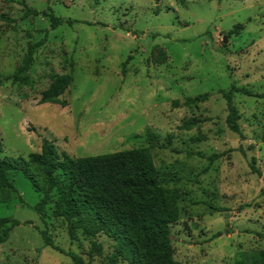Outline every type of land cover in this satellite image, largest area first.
<instances>
[{"label":"rangeland","instance_id":"obj_1","mask_svg":"<svg viewBox=\"0 0 264 264\" xmlns=\"http://www.w3.org/2000/svg\"><path fill=\"white\" fill-rule=\"evenodd\" d=\"M22 2L40 12L51 7L63 25L53 30L43 16L24 19ZM44 39L30 83L5 81ZM62 75L73 78L62 97L69 105H40ZM0 80L2 158L28 160L44 140L72 158L151 148L162 187L179 195L180 217L170 228L175 261L251 264L264 251V0H0ZM232 86L259 96L234 97L243 140L226 125L220 92ZM204 94L206 102L184 105ZM190 120L197 127L181 130ZM35 176L41 181V170ZM10 177L19 195L0 204V217L29 225L0 244V264H73L45 245L42 231L86 263L108 264L112 239L71 236L52 205L43 223L33 211L41 197L30 180ZM93 243L102 253L90 258Z\"/></svg>","mask_w":264,"mask_h":264},{"label":"trees","instance_id":"obj_2","mask_svg":"<svg viewBox=\"0 0 264 264\" xmlns=\"http://www.w3.org/2000/svg\"><path fill=\"white\" fill-rule=\"evenodd\" d=\"M210 1L221 3L225 0ZM21 4L25 6L24 19L30 16H43L49 19L53 30L63 25L51 7L40 12L28 8L24 2ZM1 18L14 22L6 17ZM242 29L243 26L239 25L231 34H239ZM45 41L44 39L31 45L18 71L5 81L12 80L13 84L28 85L35 55ZM125 69L126 63L123 65V72ZM72 81L70 75L55 78L49 88L42 93L39 104L67 107L69 103L62 97L71 87ZM2 83L0 80V85ZM220 93L227 105V128L243 140L241 116L235 106L234 97L236 94L247 97L259 96L236 86ZM261 98H264V95ZM207 100L208 95L204 94L188 99L184 105L190 107ZM173 107H180V102L175 100ZM196 127L197 122L190 120L184 122L180 129L191 131ZM3 153L4 145L0 135V204H8L14 195H19L10 176L12 173H23L35 191L40 194L41 200L33 207V211L40 216L43 223L46 224L47 207L52 205L54 215L68 223L71 236H74L76 231H81L91 239L104 234L117 244L108 264H118L120 260L125 264H179L174 259L170 232L171 225L178 222L180 217L179 195L175 190L162 187L151 148L72 158L64 153L59 154L54 144L44 140L41 152L31 154L28 160L2 158ZM219 157L217 154L212 155L209 158L210 163ZM251 168L254 173L262 176L261 171L255 166V159L252 160ZM36 170L42 172L41 181L35 176ZM19 197L22 201V197ZM209 206L215 211H226L211 204ZM21 225L29 223H22L10 217H0V244L6 243L11 232ZM41 236L47 247L69 257L73 264H92L86 263L79 255L65 252L55 246L46 231H42ZM95 253H102V247L97 243H93L90 258H93ZM251 264H264V251L258 253Z\"/></svg>","mask_w":264,"mask_h":264},{"label":"water","instance_id":"obj_3","mask_svg":"<svg viewBox=\"0 0 264 264\" xmlns=\"http://www.w3.org/2000/svg\"><path fill=\"white\" fill-rule=\"evenodd\" d=\"M223 43H224V44H226V43H227V38H225V39L223 40Z\"/></svg>","mask_w":264,"mask_h":264}]
</instances>
